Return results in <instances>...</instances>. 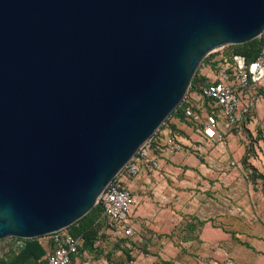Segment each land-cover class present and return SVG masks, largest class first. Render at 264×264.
Segmentation results:
<instances>
[{
  "label": "water",
  "instance_id": "water-1",
  "mask_svg": "<svg viewBox=\"0 0 264 264\" xmlns=\"http://www.w3.org/2000/svg\"><path fill=\"white\" fill-rule=\"evenodd\" d=\"M264 38V0H0V240L67 229L183 102Z\"/></svg>",
  "mask_w": 264,
  "mask_h": 264
},
{
  "label": "crops",
  "instance_id": "crops-1",
  "mask_svg": "<svg viewBox=\"0 0 264 264\" xmlns=\"http://www.w3.org/2000/svg\"><path fill=\"white\" fill-rule=\"evenodd\" d=\"M190 98L204 102L197 89ZM256 112L264 128L263 100L237 126L222 125L224 139L215 141L186 117L172 115L156 133L159 168L125 179L137 200L134 235L114 237L105 228L73 264H264V139L250 145L244 132L255 136ZM171 139L181 149L169 148ZM41 241L47 262L53 242L50 235ZM15 242L0 243V256Z\"/></svg>",
  "mask_w": 264,
  "mask_h": 264
},
{
  "label": "built area",
  "instance_id": "built-area-1",
  "mask_svg": "<svg viewBox=\"0 0 264 264\" xmlns=\"http://www.w3.org/2000/svg\"><path fill=\"white\" fill-rule=\"evenodd\" d=\"M213 61L216 64L209 63L208 72L204 74L207 82L196 88L204 102L200 105L192 103L189 90L181 104L185 117L197 125L208 141L223 140L224 134L220 133L222 125L228 129L237 126L243 115L253 116V111L264 100V47L251 62L245 55L228 56L224 53L218 54ZM156 133L140 147L101 195L105 228L114 237L134 235L131 215L137 200L125 179L139 176L149 166L159 168L154 154ZM167 145L172 150L181 149V144L173 139ZM50 236L53 248L46 264H73V257L80 251L83 238L73 235L68 228ZM25 243L24 239H19L16 246L22 248ZM8 249L9 245L3 247L2 255Z\"/></svg>",
  "mask_w": 264,
  "mask_h": 264
},
{
  "label": "trees",
  "instance_id": "trees-1",
  "mask_svg": "<svg viewBox=\"0 0 264 264\" xmlns=\"http://www.w3.org/2000/svg\"><path fill=\"white\" fill-rule=\"evenodd\" d=\"M231 48L230 53H225V55L232 56L234 54H242L245 55L249 62L256 59L258 54L264 47V38H255L251 41L242 44L230 45L227 46ZM221 53L220 51L209 54L204 63L209 64L216 62L213 59ZM223 53V52H222ZM207 82V77L204 75H199V71L194 76L190 91L199 87V85L205 84ZM181 115L185 117L182 106L180 105L177 109H175L171 115L166 119L165 122L172 115ZM246 156V161L247 157ZM106 227V222L103 217V207L102 205H96L89 213H87L84 217L79 219L77 222L72 224L68 230L75 236H80L83 238L82 247L91 248L94 246L97 239L100 237L101 233ZM48 236V235H46ZM45 237V236H42ZM42 237L33 238V239H24L25 246L19 248L15 243L9 244V249L2 256H0V264H45L44 256L46 255V248L41 241ZM15 241L23 238H12Z\"/></svg>",
  "mask_w": 264,
  "mask_h": 264
},
{
  "label": "rangeland",
  "instance_id": "rangeland-1",
  "mask_svg": "<svg viewBox=\"0 0 264 264\" xmlns=\"http://www.w3.org/2000/svg\"><path fill=\"white\" fill-rule=\"evenodd\" d=\"M230 53L231 52V48L230 47H224L222 50H221V53ZM205 60V59H204ZM208 64L203 63L201 64L200 68L198 69L199 71V75H204L206 72H208ZM255 117V118H254ZM254 117H251V118H254V121L255 119L258 120V122H255L254 123V130H255V136L252 135L251 131L249 129L246 128V131L244 130L246 136L248 137V139L250 140L249 143L250 145H254L255 142L261 140V139H264V128L261 126L260 124V121L258 119V113H254ZM11 239V238H10ZM8 239H4V240H0V243H3L4 241H6Z\"/></svg>",
  "mask_w": 264,
  "mask_h": 264
}]
</instances>
